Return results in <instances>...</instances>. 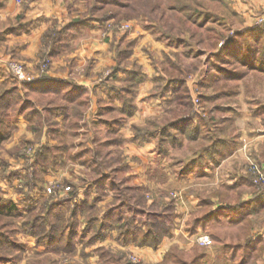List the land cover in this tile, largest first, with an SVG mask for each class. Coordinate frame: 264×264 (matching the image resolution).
I'll return each mask as SVG.
<instances>
[{"label":"rangeland","instance_id":"rangeland-1","mask_svg":"<svg viewBox=\"0 0 264 264\" xmlns=\"http://www.w3.org/2000/svg\"><path fill=\"white\" fill-rule=\"evenodd\" d=\"M17 2H64L73 19L87 18L89 20L85 23L86 26H102L101 39L104 42L109 40L110 36L125 37L134 32L146 36V43L138 48L137 59L134 56L133 62L141 61L154 70L158 74L157 84L162 83L161 70L163 67L170 68V61L183 66L186 72L182 75H185V81L188 82L184 89L190 95V107L187 109L183 107L178 116L186 115L187 118L194 120L187 132L179 129L174 133L172 130L173 137L170 139L172 150L167 148L168 145L161 144L160 139L163 136L159 135L155 158L169 161L170 172H173V175L170 177L171 180L167 178L166 180L162 178V174H157L158 182L136 183L133 180L134 169L130 165L140 159L147 161L152 158V149L146 150L145 146V149L140 151L126 149L124 145L118 148L107 145L106 129L98 117H95V121L85 120L86 125H83L84 119L72 118L65 125L62 120L57 124L55 119L52 121L51 118H44L37 121L33 129L35 133L30 137L35 138L38 146L30 144L21 152L11 151L13 155H10L11 149L0 145L2 181L4 174H11L13 179L20 181L13 188L15 191L20 194L23 192L25 195L26 182H31L30 184L37 190V193H34L26 188L28 193L25 197L22 195L19 210L16 209L9 216L0 215V242L3 244L0 246V264H133L130 259L132 255L137 256L139 264H142L137 251L128 248L129 245H138L131 243L123 246L118 241L119 227L125 228V225L128 228L141 229L143 233L151 232L152 243L158 242L150 245L153 249L161 245L165 238L176 236L179 243L166 253L167 261L163 264H190L196 256H204V259L200 261L201 258H197L192 264H257L256 261L250 260L252 255L249 252L240 250L239 256L233 257L231 251L225 247L228 242V229L223 224L225 221L209 223L204 229L201 228L194 234L189 233V225L196 218L214 210L212 204L203 208L200 214L196 212L192 214L183 232L176 231L181 224L179 220L183 204L188 200L189 192L195 194L196 185L192 188V183L188 181L180 183L176 179L178 177H174L177 176L175 174L182 172L186 164L194 160L195 155L200 153V146L213 141L227 142L228 139L229 142H237L245 121H248L244 119L245 108L253 111L257 108L263 110L261 104L264 100V87L259 84L253 85L252 78L248 83L245 81L239 85L223 80L212 87H202V82L207 76L205 69L208 70L211 65H219L221 78H225L229 73L235 77V74L243 71V66L238 61L224 60L223 56L217 60L216 55L225 46L228 38L236 35L235 29H238L230 20L223 17L225 11L221 4L210 0H17ZM93 6L98 7L100 13L92 11ZM111 22H128L131 27L125 32L114 30L104 34V27ZM50 34L51 37L56 35L55 31H50L49 37ZM251 42L259 46L254 40ZM226 54L235 53L229 51ZM238 56L242 58L243 55ZM49 57L44 55L35 71L28 70L17 60L12 61L21 63L32 76H37L36 80H43L52 67ZM106 70L104 69V72ZM103 75L102 73L97 75L95 81L98 84L104 81ZM200 77L203 78L202 82ZM172 94L173 97L177 96L174 95L176 92ZM40 103L41 101L38 102ZM56 104L52 102L46 106L53 107ZM176 119L177 116H174L171 121L174 122ZM162 122L160 121V125H163ZM201 122L203 129L201 134L196 131L195 137H190L192 129ZM260 123L263 126H260ZM160 125L157 126V132ZM57 126L58 128L62 126V132H57L59 131ZM251 126L258 128L255 129L256 133L253 131L255 135L264 133V116L261 121L253 118ZM43 132L45 134H42ZM146 136L147 134H143L140 139L147 140ZM118 137L119 135H112L115 140ZM44 138L47 140L46 145L40 146ZM24 145L20 143V149ZM26 150H32V153L28 154ZM71 157L81 158L87 162L79 166L76 165L78 159L73 161ZM4 158L8 162L11 159L12 163L3 162ZM249 158L260 164L257 157L254 159L249 156L247 159ZM147 169L142 164L141 174L144 175ZM162 169L157 167L156 171L160 173L163 172ZM241 174L246 179L243 183L250 186L252 192L264 194V185L252 183L246 166ZM104 175L110 178L101 179ZM220 181L226 180L220 178ZM53 185L57 188L60 186L62 193H57L56 196L48 193V188ZM67 186L71 188L70 191L65 190ZM72 192L76 196H73ZM198 193L201 198L203 194ZM74 210L76 218L72 217ZM189 210L194 212L190 208ZM101 226L105 227L99 232ZM200 232L212 238L211 247L201 248L195 243V237ZM259 234L261 233L256 226L249 233V237L259 238ZM112 242L117 246H113ZM183 244L188 245L190 250H185Z\"/></svg>","mask_w":264,"mask_h":264},{"label":"crops","instance_id":"crops-1","mask_svg":"<svg viewBox=\"0 0 264 264\" xmlns=\"http://www.w3.org/2000/svg\"><path fill=\"white\" fill-rule=\"evenodd\" d=\"M210 1L221 4L225 11L223 17L238 27L235 29L237 33L256 27L259 18H264V0ZM74 19L66 10L64 2H17V0L0 2V119H5L3 122L0 121V134L7 135L3 138L0 135V145L11 149L10 155H13L11 151L21 152L27 145H37L35 138L30 137L35 133L33 129L37 121L44 118H51L52 121L55 119L57 124L62 120L65 125L72 118L84 119L83 125H86L85 120L95 121V117H98L106 129L107 145L116 148L124 145L126 149L140 151L145 149V146L146 150L152 149V158L130 163L134 169L133 180L136 183L158 182L157 174L171 180L173 172H170L169 161L155 158L159 135L163 136L160 139L161 144L168 145L167 148L172 150L173 145L170 142L173 137L172 130L174 133L179 130L172 127L171 120L181 112L182 106L176 101L177 96L173 97V91H163L169 85L170 77L166 70L171 71V67H163L161 77L159 76L162 83L157 84L158 74L154 70L141 61L133 62L134 56L137 59L138 48L146 43V36L134 32L125 37L110 36L109 40L104 42L101 39L102 26H86L85 23L89 20L87 18ZM259 26L263 31L260 37L264 39V23ZM53 30L56 35L51 37L50 34L49 37V32H54ZM44 55H49L52 62L46 80L51 81L49 85L55 90L45 92L41 85L34 91L27 92L22 87L23 82H19L10 71L9 63L17 60L28 70L35 71ZM104 69L108 71L104 72ZM180 70L181 73L186 72L183 66H180ZM205 70L207 71V68ZM101 73L104 74V81L98 84L95 80ZM251 78L253 85L259 84L264 87L263 69L252 68L241 79L230 82L239 85L245 81L248 83ZM187 84L185 81L184 86ZM39 89L41 91H37ZM228 95L230 96L229 93ZM262 101L263 110L259 108L254 111L250 108L243 110L244 119L248 121H245L237 142L227 140L229 146L234 148L230 154L223 158L216 154L215 152L219 150L214 141L200 146V153L195 155L194 160L188 162L185 169L174 176L178 177L176 179L180 183L187 181L192 183V188L196 185L195 194L189 192L190 196L188 195V200L183 204L179 220L181 224L176 231H184L186 222L192 214L195 212L200 214L206 207L207 199L211 198V204L215 207L213 209H218L221 204L213 194L221 187H229L232 198H240L248 203L244 212L249 214L247 221L250 224V233L256 226L261 233L259 238H253V241L260 239L256 245L259 250L248 251L252 255L250 260L256 261L257 264H264V194L252 192L251 187L243 183L246 179L241 173L247 165L249 156L254 159L257 157L260 165L264 167V133L255 135L253 131L258 128L251 126L253 118L261 121L264 116V100ZM52 102L57 104L53 107L46 106ZM160 121H163V125H160ZM157 124L160 125L158 132ZM259 125L263 126L261 123ZM61 127L57 126V130L59 129L57 132H62ZM187 129L182 132H187ZM202 130L200 127L197 133L201 134ZM115 134L119 135L116 140L112 138ZM143 134H147V140L140 139ZM44 139L40 146L46 145L47 140ZM20 143L25 144L21 149ZM5 159L3 162H11V159L9 162ZM142 164L148 168L144 175L141 174ZM76 165L82 166L80 163ZM157 167H162L163 172H157ZM4 175L2 176L4 181L0 178V200L12 201L20 208L19 201L24 194L13 189L20 181L10 178L9 174ZM117 175L119 176V173ZM220 178H225L226 181H220ZM25 184L24 192L28 193L26 188L29 187ZM31 191L37 193L34 187ZM198 192L203 194L202 200ZM189 208L194 212H189ZM224 218L228 219L230 216L222 214L218 217ZM228 225L236 226L230 221ZM178 243L179 240L173 235L165 238L155 249L135 245H129L128 248L137 251L142 264H163L167 261L166 253ZM113 246L116 247L117 244L114 243ZM183 247L190 250L188 245L183 244ZM238 256L239 251L233 257Z\"/></svg>","mask_w":264,"mask_h":264},{"label":"trees","instance_id":"trees-1","mask_svg":"<svg viewBox=\"0 0 264 264\" xmlns=\"http://www.w3.org/2000/svg\"><path fill=\"white\" fill-rule=\"evenodd\" d=\"M92 11H94L96 14L100 13V9L96 6H93ZM96 19V18H94ZM103 21V20H100ZM105 21H103L104 23ZM261 25V24H259ZM262 27L256 26L254 28L242 30L241 32L236 33L235 36L228 38L225 46L219 51V53L216 55L217 60L219 58L222 59V56L224 57V60L232 59L231 61H238L240 64L243 66V71L235 74V77H233V74L229 73V75H226L225 78H221L219 75V65L214 64L211 65V67H208V70L206 71L205 79L202 82V87H212V85L220 84L221 81L227 80L233 81V80H238L244 77L246 74L250 72V70L253 69H263L264 71V39H261ZM251 40H254L255 43H257L259 46H256V44H253L254 42H251ZM229 51L234 52L235 54H226ZM126 53V52H125ZM242 54V58L238 55ZM125 56V55H124ZM171 71L166 70L167 73H169L170 77V82L169 85L164 88L163 91L171 90L173 92L177 93V100L181 104L182 109L185 107H190V95L189 93H186V89H184V84H185V75H182L180 66L176 63H171ZM215 68V69H214ZM239 75V76H238ZM137 82V80H135ZM51 81L43 79V80H35L34 82L31 83H22V87L27 91H34L35 89L39 88V86L43 85V89H45V92H48L50 90L54 91L55 89L52 88L49 84ZM135 83V82H134ZM213 85V86H214ZM131 86V85H130ZM41 91V89L37 90ZM186 98V100H184ZM177 113L175 116H177V119L172 122V127L178 129H182L181 131H186L187 127L191 126V123L193 122L194 119L187 118L184 115H179ZM201 119V118H200ZM1 122L5 121L4 118L0 119ZM204 124V123H203ZM198 127H202V122L199 123ZM197 128L192 129V133L190 134V137H195V133L197 131ZM190 129V128H189ZM1 137H6L7 135L0 134ZM216 147L218 148L219 151H216V154H220L221 158L225 157L226 155L230 154L234 148L232 146H229V143L226 141H222L214 143ZM215 150V149H214ZM210 154V152L208 153ZM79 157V155H78ZM220 158V159H221ZM80 164L85 165L87 161L81 160V158H77ZM75 157H71V160L76 161L77 160ZM219 160V159H218ZM78 162V163H79ZM11 177V174L9 176ZM109 179L110 176H103L101 179ZM100 179V180H101ZM103 180H101L102 182ZM100 182V183H101ZM31 182H26L25 185L29 187L31 190L33 188V185L30 184ZM104 186H106V183H104ZM230 188L229 187H221L219 190H217L214 194L213 197H216L218 199V202L221 204V206L212 211H208L203 214V216L198 217L194 220L192 224H190V234H194L197 232L199 229H204L209 223L216 224L222 221L223 224H225L226 228L228 229V234H227V244L225 247L228 248L229 251H231L232 256L238 253L240 250H244L245 252L248 251H258L259 248L256 246L257 241L260 240L258 239L257 241H253L251 237H249L250 229H249V221L248 216L249 214H246L244 212L245 208L248 206V203L243 202L240 198L234 199L232 198L230 194ZM73 196H76L74 192L71 193ZM206 207L209 206L211 202V198L207 199ZM19 210L18 206L8 200H0V215L4 216H9L11 215L15 210ZM223 214H228L230 218H224V219H218L219 215ZM72 217L76 218L77 214L76 211L74 210L72 213ZM109 217V216H108ZM217 217V218H216ZM216 219V220H215ZM228 221L232 222L233 225H236L235 227H230L228 225ZM123 228L122 226L119 227V235H118V241L121 242L124 245L128 244H136L140 246H149L151 244H156L158 242L152 243L151 238V232L149 233H143L141 229L138 228H128L126 227ZM102 227L104 229L105 226H101L99 232H101ZM170 227V226H169ZM234 231V232H233ZM233 232V233H232ZM232 233V234H231ZM241 236L242 239H241ZM231 241V242H230ZM142 243V245H141ZM0 242V246H2ZM201 247V246H199ZM204 248V247H201ZM259 254V253H258ZM197 258H201L200 261L204 259V256H196L193 261L190 263L192 264L194 261H196Z\"/></svg>","mask_w":264,"mask_h":264},{"label":"built area","instance_id":"built-area-1","mask_svg":"<svg viewBox=\"0 0 264 264\" xmlns=\"http://www.w3.org/2000/svg\"><path fill=\"white\" fill-rule=\"evenodd\" d=\"M258 24H263L264 23V18H259ZM131 25L128 22H120V23H108L106 27H104V34H108L114 30L120 31V32H125L129 30ZM46 66V65H45ZM9 68L13 72L14 76L19 82H24V83H31L34 82L37 79V76L34 77L30 72H28L24 66L21 63L18 62H10L9 63ZM46 69V68H45ZM28 154L32 153V150H26ZM247 170L249 171L252 179V183L255 185H264V167L261 166L260 164H257L255 161L252 159L247 160ZM66 191H70L71 188L67 186L65 188ZM48 193L53 194L54 196L57 195V193H62V190L60 186L58 188L56 185H53V187L48 188ZM177 195H175V198ZM195 243L198 246L209 248L213 245V240L212 238L206 234V233H198L195 237ZM131 263L133 264H139L140 260L137 256L132 255L130 257Z\"/></svg>","mask_w":264,"mask_h":264}]
</instances>
